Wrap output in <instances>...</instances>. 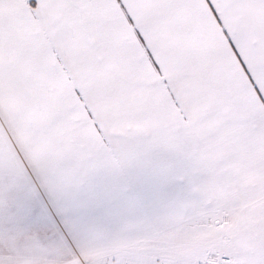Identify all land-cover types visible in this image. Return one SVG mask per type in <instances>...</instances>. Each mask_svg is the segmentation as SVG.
Masks as SVG:
<instances>
[{"label":"snow or ice","instance_id":"obj_1","mask_svg":"<svg viewBox=\"0 0 264 264\" xmlns=\"http://www.w3.org/2000/svg\"><path fill=\"white\" fill-rule=\"evenodd\" d=\"M0 264H264V0H0Z\"/></svg>","mask_w":264,"mask_h":264}]
</instances>
